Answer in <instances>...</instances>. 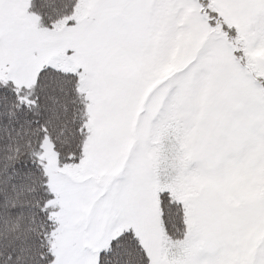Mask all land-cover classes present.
Returning a JSON list of instances; mask_svg holds the SVG:
<instances>
[{
  "label": "snow or ice",
  "instance_id": "snow-or-ice-1",
  "mask_svg": "<svg viewBox=\"0 0 264 264\" xmlns=\"http://www.w3.org/2000/svg\"><path fill=\"white\" fill-rule=\"evenodd\" d=\"M0 264H264V0H0Z\"/></svg>",
  "mask_w": 264,
  "mask_h": 264
}]
</instances>
